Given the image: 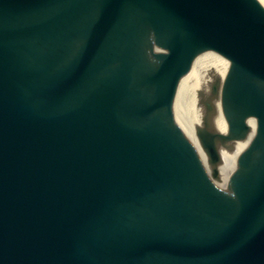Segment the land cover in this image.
<instances>
[{"label":"water","instance_id":"1","mask_svg":"<svg viewBox=\"0 0 264 264\" xmlns=\"http://www.w3.org/2000/svg\"><path fill=\"white\" fill-rule=\"evenodd\" d=\"M0 264H264V2L0 0Z\"/></svg>","mask_w":264,"mask_h":264},{"label":"bare ground","instance_id":"2","mask_svg":"<svg viewBox=\"0 0 264 264\" xmlns=\"http://www.w3.org/2000/svg\"><path fill=\"white\" fill-rule=\"evenodd\" d=\"M262 2H264V0H261Z\"/></svg>","mask_w":264,"mask_h":264}]
</instances>
